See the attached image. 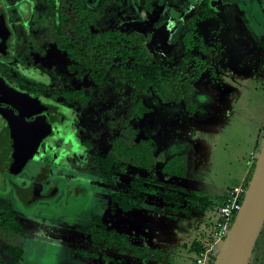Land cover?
<instances>
[{
  "label": "rangeland",
  "instance_id": "374dc122",
  "mask_svg": "<svg viewBox=\"0 0 264 264\" xmlns=\"http://www.w3.org/2000/svg\"><path fill=\"white\" fill-rule=\"evenodd\" d=\"M30 1L32 7L11 25L18 41L17 59L37 77L34 81L47 80L50 92L65 93V105L72 108L71 125L65 128L73 132L65 144L70 150L63 151L60 171H56L60 174H51L48 181L57 189L52 198L24 207L14 200L9 182L32 179L37 161H30L9 180L0 176V188H6L4 194L0 191V200L13 204L15 221L24 232L8 233L0 224V257L7 258L5 247L12 246L23 252L17 264H194L196 255L187 253L188 248L193 241L209 243L219 200L244 184L264 140V57L260 47L264 0H220L215 14L204 20L199 30L203 39L217 48L216 54H211L219 57L213 76L201 74L182 97L169 86L161 96L144 97L151 111L142 119L129 121V127L137 131L132 143L148 138L156 146L153 169L148 174L139 168L123 170L114 165L109 184L101 180L92 160L78 147L89 141L92 152L104 156L115 138L124 137L123 121L135 101L133 90L114 77L99 85L76 80L67 70L66 54L56 45V24L48 12L53 10ZM82 1L94 12L93 30H133L146 40L139 44L152 61L170 66L179 65L185 53V19L199 13L202 5V0ZM159 20L162 24L154 27ZM179 153L186 156L185 178L161 174L164 162ZM132 178L183 195L202 194L216 203L204 213L191 208L187 217L168 208L172 206L169 195L159 194L123 211L109 200V194L126 195ZM93 216H99L108 229L128 235L133 244L157 248L166 255L140 261L112 247L95 246L89 231ZM251 260L250 264H264V227Z\"/></svg>",
  "mask_w": 264,
  "mask_h": 264
},
{
  "label": "trees",
  "instance_id": "16d2710c",
  "mask_svg": "<svg viewBox=\"0 0 264 264\" xmlns=\"http://www.w3.org/2000/svg\"><path fill=\"white\" fill-rule=\"evenodd\" d=\"M34 1L45 4L53 10L52 13L48 12L49 16L54 17L56 24V45L66 54L69 60L67 70L76 80H87L99 85L108 83L109 78L114 77L121 83L128 84L133 90L135 101L128 119L123 121L124 137L116 138L106 155L95 156L93 159L101 179L106 184L113 181L114 169L111 167L114 165L123 170L139 168L149 174L153 169V154L156 146L148 138L132 143L137 131L130 129L129 121L142 119L151 111V108L144 104V97L161 96L165 86H169L177 97H182L191 91L201 74L213 76V66L219 57L213 58L211 54H216L217 48L210 41H205L199 30L204 20L215 14L214 9L221 4L220 0H202L199 13L185 19V33L182 37L185 53L181 63L176 66L152 61L139 44V41L144 43L146 40L143 36L138 37L133 30L124 31L110 27L93 30L91 26L94 12L82 0ZM162 22L163 20L155 22L154 27H158ZM145 37L150 36L146 33ZM260 47L264 57V39ZM255 162L256 159L249 167L248 177L244 179L245 188L252 176ZM160 173L167 177L185 178V153L169 157L160 168ZM148 178L151 179L150 175ZM127 189L126 195L112 194L111 196V200L123 211L136 208L150 197H156L159 194L169 195L172 206L168 208L182 212L187 217L191 215V208L204 213L212 209L216 203L202 194L183 195L139 178L130 179ZM223 202L224 200H219L218 205H222ZM0 224L8 233H24L22 227L15 221L13 209L3 202H0ZM89 231L95 246L102 244L106 248L112 247L120 253H129L140 261L159 260L162 255H166L157 248L133 244L128 235L119 233L115 229H108L99 216L92 217ZM205 246L199 241H193L187 253L197 255L205 249ZM254 250L255 246L252 255ZM5 252L7 258L0 257V264H17L22 259L23 252L19 248L7 246ZM252 255L249 264L252 262Z\"/></svg>",
  "mask_w": 264,
  "mask_h": 264
},
{
  "label": "flooded vegetation",
  "instance_id": "af4514ba",
  "mask_svg": "<svg viewBox=\"0 0 264 264\" xmlns=\"http://www.w3.org/2000/svg\"><path fill=\"white\" fill-rule=\"evenodd\" d=\"M25 7L27 10L24 9ZM30 7H32L30 0L13 3L0 0V155L9 131L14 128L26 127L29 129V126L33 124L42 125L41 133L37 137L28 159L16 173L3 170L0 163V176H6L9 180L21 173L30 161H37L32 179L23 178L19 184L9 182L12 183L14 200L23 207L29 206L34 201L50 199L55 195L57 189H53L48 181L51 174L55 175L56 171H60L61 158L63 151L66 150L65 144L71 139L70 133L73 132V129L65 128L70 127L72 122V108L68 106L67 108L65 105V93L50 92L46 86V83L49 84L47 80L34 81V78L37 79V77H34L33 72L25 68L17 59L15 44L18 41L11 28L12 21L16 22L21 19ZM61 99L62 101H60ZM70 102L71 99H68L69 104ZM55 130L58 134H55ZM52 138L54 139L52 143L45 142ZM80 146L78 147L79 152L82 151L92 162L95 156L103 157L92 152L93 146L89 141H82ZM88 146L90 147L88 148ZM76 148V146L73 147V149ZM108 152L109 150L105 155ZM93 165L95 166V164ZM51 166L54 167L53 171H50ZM111 169H114L113 166ZM5 190L6 188H0L2 194ZM112 194L114 193L109 194V200ZM0 202L8 204L13 209V204L3 200ZM103 207L105 208V205Z\"/></svg>",
  "mask_w": 264,
  "mask_h": 264
},
{
  "label": "water",
  "instance_id": "95a60500",
  "mask_svg": "<svg viewBox=\"0 0 264 264\" xmlns=\"http://www.w3.org/2000/svg\"><path fill=\"white\" fill-rule=\"evenodd\" d=\"M3 26L5 27L4 23ZM28 128V127H27ZM42 125L14 128L6 136L0 155L1 168L16 173L26 162L40 135ZM264 225V140L241 207L228 229L212 264H249L253 248Z\"/></svg>",
  "mask_w": 264,
  "mask_h": 264
},
{
  "label": "built area",
  "instance_id": "2783aa9c",
  "mask_svg": "<svg viewBox=\"0 0 264 264\" xmlns=\"http://www.w3.org/2000/svg\"><path fill=\"white\" fill-rule=\"evenodd\" d=\"M245 190L246 188L243 185L229 190L223 204L217 209L216 220L208 237L209 243L206 244L204 250L196 255L194 264L213 263L218 247L229 229L231 220L241 207Z\"/></svg>",
  "mask_w": 264,
  "mask_h": 264
}]
</instances>
